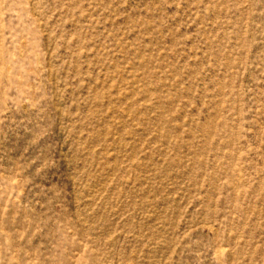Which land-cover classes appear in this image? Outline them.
Returning <instances> with one entry per match:
<instances>
[{"label":"rangeland","instance_id":"obj_1","mask_svg":"<svg viewBox=\"0 0 264 264\" xmlns=\"http://www.w3.org/2000/svg\"><path fill=\"white\" fill-rule=\"evenodd\" d=\"M0 264H264V0H0Z\"/></svg>","mask_w":264,"mask_h":264}]
</instances>
